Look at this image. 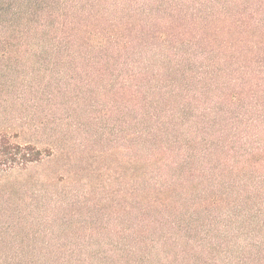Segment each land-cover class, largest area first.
I'll use <instances>...</instances> for the list:
<instances>
[{
	"label": "trees",
	"instance_id": "obj_1",
	"mask_svg": "<svg viewBox=\"0 0 264 264\" xmlns=\"http://www.w3.org/2000/svg\"><path fill=\"white\" fill-rule=\"evenodd\" d=\"M0 264H264V0H0Z\"/></svg>",
	"mask_w": 264,
	"mask_h": 264
},
{
	"label": "rangeland",
	"instance_id": "obj_2",
	"mask_svg": "<svg viewBox=\"0 0 264 264\" xmlns=\"http://www.w3.org/2000/svg\"><path fill=\"white\" fill-rule=\"evenodd\" d=\"M97 150L93 146H90L86 152L78 153V150H72L69 153V159H65L63 156L56 163L58 169L63 163H66L67 170L65 172L56 173L55 175H74L75 177H95L96 179L106 180L111 175H120V148H113L100 151L101 149L109 148L108 144H96ZM38 146L43 147L40 143ZM100 149V150H99ZM44 166L34 168L28 175H38L43 173ZM62 171V170H60ZM85 179V178H84Z\"/></svg>",
	"mask_w": 264,
	"mask_h": 264
}]
</instances>
